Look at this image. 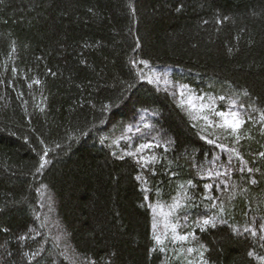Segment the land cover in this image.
I'll use <instances>...</instances> for the list:
<instances>
[{"label":"trees","instance_id":"16d2710c","mask_svg":"<svg viewBox=\"0 0 264 264\" xmlns=\"http://www.w3.org/2000/svg\"><path fill=\"white\" fill-rule=\"evenodd\" d=\"M262 113L264 0H0V264H264ZM153 207L195 239L158 245Z\"/></svg>","mask_w":264,"mask_h":264},{"label":"snow or ice","instance_id":"6c2138e0","mask_svg":"<svg viewBox=\"0 0 264 264\" xmlns=\"http://www.w3.org/2000/svg\"><path fill=\"white\" fill-rule=\"evenodd\" d=\"M225 19H227V17H225ZM133 63H135V61H133ZM141 64L147 66L148 65V62L147 61H140ZM150 80V82L152 81V77H149L148 78ZM156 79H159V77H157ZM35 83L39 84L40 81L37 80L35 81ZM187 88L186 85H181L180 86V96L183 100V97H184V89ZM245 96L248 95L247 92L244 93ZM197 99H200V100H203L204 98L203 97H198ZM220 100H224L225 98L224 97H220L219 98ZM188 107H190L191 109L193 110H197V105L194 103L193 101V98L192 97H189L186 101ZM233 105H235V101L232 102ZM111 105H108V106H105L104 108H102V111H106L108 108H110ZM209 108L210 111H212L214 113V115L218 116L221 118V122L216 125L217 127L221 128V129H224L226 132H228L229 135H233L235 136L236 138V142L239 141L240 137L237 135V132L238 130L241 128V126L243 124L246 123V121L241 118L240 114L236 111H232V110H229L228 112H225V111H215L214 109L211 108V106L209 105H204V104H200L199 105V110H203L205 108ZM195 118V117H194ZM200 119H203L207 124L211 125L213 124V121L209 120L208 116L207 115H204V116H201L199 117ZM252 118L249 116L248 117V120H251ZM261 119L264 120V113L261 114ZM101 123H104V121H101ZM131 127V126H129ZM230 130V131H229ZM139 131V130H138ZM205 139H207L205 137ZM209 143H215L214 140H209L208 141ZM41 143H43V141H41ZM101 143H103V140L101 141ZM157 147L159 145H156ZM57 147H59V145H57ZM153 145L151 143H146V144H140L139 145V149H147V148H152ZM221 148H225V145L221 144L220 145ZM230 152H235L236 150L235 149H230L228 150ZM48 152H49V149L48 148H44L43 150V156L41 157L40 159V163H39V166L37 167L36 171L39 173L43 170V168L45 167V165L48 163V161L46 159H44V157H46L48 155ZM128 155H132V156H135L136 153H127ZM236 155L239 157V153L236 152ZM260 156L264 157V152H261L259 153ZM242 159V157H240ZM142 160H144V164L146 165L148 163V161L144 158V157H141ZM153 160H155V157H152ZM244 169H240V171H243ZM248 172H252L253 169L252 168H248L247 169ZM256 171H259V169H256ZM217 175H219V173H217ZM137 180H140L141 177L140 176H137L136 177ZM252 183H256L255 180L252 181ZM188 184L191 185L192 182L191 181H188ZM205 187H211V185H205ZM181 188H183V185H181ZM149 207H152L151 205H149ZM172 208L174 209H179L180 208V204H179V201H176L173 205H172ZM219 211L222 213L224 212V209L221 207L219 209ZM221 223H226V221H220ZM201 225L202 226H208V225H211L212 227H216V223H217V217L215 216H211V217H206L204 218L201 222ZM171 227V231L173 233V236H172V239L173 241H188L190 237H192L193 239H195V234L192 233V232H188V233H185L184 235H179L177 233V228L179 227V224L178 223H173L170 225ZM156 228V224L155 222L153 223V229L155 230ZM6 231V229H5ZM233 231H236L238 232L239 229L237 228H233ZM244 231L245 232H249L251 236H256L258 231L260 232L261 234V238L264 239V223H260L258 225V228H247L245 227L244 228ZM25 237H20V239H24ZM156 241V243L159 245V244H162L163 241L161 240V237L159 235H154L153 237ZM152 251H156V249H152ZM159 251H164V248H160ZM186 251L188 253H193V252H197L198 253V256H199V261H198V264H209V262L204 259V251H207L206 249V246L203 245V244H200L198 248H193V247H189L186 249ZM248 256H253L254 255V252H248L247 253ZM259 259L264 262V256H260ZM189 264H193L192 261H189Z\"/></svg>","mask_w":264,"mask_h":264},{"label":"rangeland","instance_id":"374dc122","mask_svg":"<svg viewBox=\"0 0 264 264\" xmlns=\"http://www.w3.org/2000/svg\"><path fill=\"white\" fill-rule=\"evenodd\" d=\"M154 72L151 75V77L153 78V82L162 84L163 86H169L171 88L174 87L173 85L167 83L166 80H164V77H162V75L158 74L156 71H154ZM157 77H159V79H156ZM179 92H180V86L178 87V90L175 91V93L178 96V99L181 101V103L184 106H186L188 109H190L194 113H196L197 111H201V110H199V105L200 104L208 105V103L204 101L205 98L203 100L197 99L198 96L195 95L193 92H191L188 88H185L184 89V97H183V100H182ZM189 97H192L194 103L198 106L197 107V110H193L190 107H188L186 101H187V99ZM233 111H235V110H233ZM50 222H51L50 226H52L53 228H57V226L54 224V221H50ZM154 222L156 224V228L154 230L155 231V234L156 235H159L161 237V240L163 242L169 240L170 237L172 238L173 233H172L171 227H170V225L172 224V222L170 221V214L168 212L164 211L162 208H155V207H153V223ZM177 233L179 235H181L178 232V228H177ZM171 242H173V241H171Z\"/></svg>","mask_w":264,"mask_h":264}]
</instances>
